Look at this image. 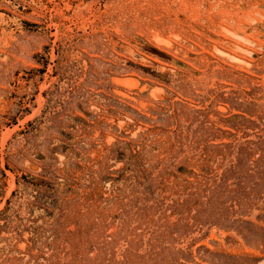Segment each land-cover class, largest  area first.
Here are the masks:
<instances>
[{
    "label": "rangeland",
    "instance_id": "374dc122",
    "mask_svg": "<svg viewBox=\"0 0 264 264\" xmlns=\"http://www.w3.org/2000/svg\"><path fill=\"white\" fill-rule=\"evenodd\" d=\"M0 264H264V0H0Z\"/></svg>",
    "mask_w": 264,
    "mask_h": 264
}]
</instances>
